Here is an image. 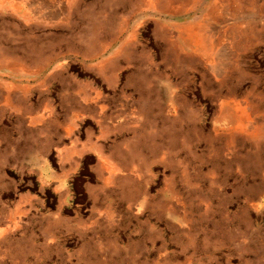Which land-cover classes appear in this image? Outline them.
Returning <instances> with one entry per match:
<instances>
[{"label": "rangeland", "instance_id": "374dc122", "mask_svg": "<svg viewBox=\"0 0 264 264\" xmlns=\"http://www.w3.org/2000/svg\"><path fill=\"white\" fill-rule=\"evenodd\" d=\"M0 264H264V0H0Z\"/></svg>", "mask_w": 264, "mask_h": 264}, {"label": "crops", "instance_id": "0c3cea01", "mask_svg": "<svg viewBox=\"0 0 264 264\" xmlns=\"http://www.w3.org/2000/svg\"><path fill=\"white\" fill-rule=\"evenodd\" d=\"M104 145L101 142H97L96 144H91L90 147L86 146L84 150L85 155H92V156H98L101 159L104 156ZM43 177L44 180L46 181V184H59L60 186V191H64L66 189V184L68 182L67 179V174H60L59 172H56L51 169V167L44 165L43 167ZM76 175V174H75Z\"/></svg>", "mask_w": 264, "mask_h": 264}]
</instances>
